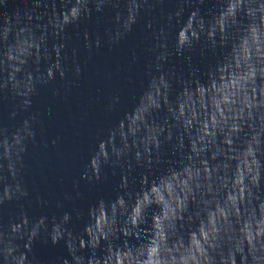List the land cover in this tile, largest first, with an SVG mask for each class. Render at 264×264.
<instances>
[{"label":"clouds","instance_id":"1","mask_svg":"<svg viewBox=\"0 0 264 264\" xmlns=\"http://www.w3.org/2000/svg\"><path fill=\"white\" fill-rule=\"evenodd\" d=\"M165 2L0 0V207L18 206L0 218V264H264V0ZM137 29L142 78L108 96L116 119L80 170L112 191L46 198L26 180L30 150L59 139L38 98L65 97ZM37 242L66 254L42 261Z\"/></svg>","mask_w":264,"mask_h":264},{"label":"water","instance_id":"2","mask_svg":"<svg viewBox=\"0 0 264 264\" xmlns=\"http://www.w3.org/2000/svg\"><path fill=\"white\" fill-rule=\"evenodd\" d=\"M169 7L171 4L166 0L162 9L166 11ZM142 35V31L137 29L119 48L102 50L89 63L83 78L65 97L53 98L47 91L41 93L37 103L53 106L52 117L45 124V139H59L55 146L43 148L38 143L30 150L26 180L36 192L55 200L64 192L74 195L78 190L81 198L76 203L81 206L98 196L110 194L113 187L110 174L108 179L89 185L80 178V170L89 148L94 146L97 131L116 119V113L105 112L108 96L120 94L127 101L138 87L143 65L142 62L139 66L131 63V53L133 50L139 53ZM129 76L133 78L132 84L127 82L126 77ZM7 112V107L0 108V118L11 123L7 119ZM77 183L79 187L74 189L73 185ZM17 211L16 202L8 203L0 207V218L6 220ZM29 212L32 215L40 214L34 205ZM34 252L42 261L66 254L62 244L53 246L50 242H37Z\"/></svg>","mask_w":264,"mask_h":264}]
</instances>
